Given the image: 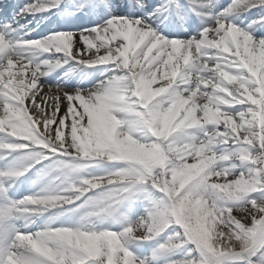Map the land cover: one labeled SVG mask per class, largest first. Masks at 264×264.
I'll return each instance as SVG.
<instances>
[{
	"label": "snow or ice",
	"instance_id": "obj_1",
	"mask_svg": "<svg viewBox=\"0 0 264 264\" xmlns=\"http://www.w3.org/2000/svg\"><path fill=\"white\" fill-rule=\"evenodd\" d=\"M0 264H264V0H0Z\"/></svg>",
	"mask_w": 264,
	"mask_h": 264
}]
</instances>
